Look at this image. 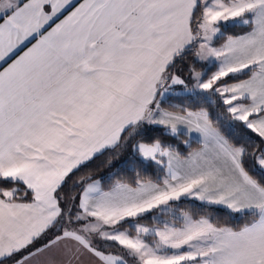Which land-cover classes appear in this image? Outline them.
Instances as JSON below:
<instances>
[{"label":"snow or ice","instance_id":"1","mask_svg":"<svg viewBox=\"0 0 264 264\" xmlns=\"http://www.w3.org/2000/svg\"><path fill=\"white\" fill-rule=\"evenodd\" d=\"M0 264H264V0H0Z\"/></svg>","mask_w":264,"mask_h":264},{"label":"trees","instance_id":"2","mask_svg":"<svg viewBox=\"0 0 264 264\" xmlns=\"http://www.w3.org/2000/svg\"><path fill=\"white\" fill-rule=\"evenodd\" d=\"M248 29L247 27H235L230 28L228 30V34L230 35H240L246 32ZM193 57L189 55L186 57L182 62L178 63L177 68L183 70V75L188 76V66L193 63ZM198 70H203L202 64L196 65ZM183 97L181 96V99H174L172 100V103L179 104L181 103V100ZM185 104H191L193 108L198 107L199 105L195 103L193 100H183ZM167 106V105H165ZM210 112L213 113V115L217 114V109L215 107L209 109ZM151 136L159 138L163 140L166 143L173 144L179 148L181 152H187L191 149H189L183 141L187 140L189 144L191 145V148H197L199 145L194 140H189V136H181L179 138H174L172 136H169L165 134L163 128H157L154 131L150 133ZM236 135H240V130L237 129ZM111 156V153L106 154L104 156H101L99 159L94 160L89 164L88 168L82 169L80 173L77 175H83L85 172H94L97 178L100 177H107L111 174L118 173V176L116 178H123L126 180H132L135 177L136 171H140L142 175H144L147 178L155 179L156 176L159 174V169L156 166H150L145 171L142 166L137 165L135 171L133 170V167L131 164H125L124 161L129 159V151L124 150L121 151L119 154L118 159H112V164L109 165L106 163L107 160H109ZM254 174L258 177L261 175L259 171H254ZM75 179V177H74ZM178 207L189 210L192 208H195L197 212L204 213L208 212L211 213L221 224H226L228 226L237 227L242 225L245 222V219L240 216H235L231 214L230 212L213 206L204 205L200 202H193V201H187L181 202L178 204ZM145 223H152L154 221L145 220Z\"/></svg>","mask_w":264,"mask_h":264},{"label":"crops","instance_id":"3","mask_svg":"<svg viewBox=\"0 0 264 264\" xmlns=\"http://www.w3.org/2000/svg\"><path fill=\"white\" fill-rule=\"evenodd\" d=\"M189 140H194V141H195V139L193 138V136H189ZM182 198H183V197H182ZM193 200H194V199H193ZM197 202H199V201H197ZM202 203H203V202H202ZM211 206H213V207H218V208H222V209H224V210L230 212L228 209L224 208L223 206H217V205H211ZM231 214H232V213H231ZM233 215H235V216H239L238 214H233Z\"/></svg>","mask_w":264,"mask_h":264},{"label":"rangeland","instance_id":"4","mask_svg":"<svg viewBox=\"0 0 264 264\" xmlns=\"http://www.w3.org/2000/svg\"><path fill=\"white\" fill-rule=\"evenodd\" d=\"M185 77H187V76H185ZM185 200H187V201H193V202L198 201V200H193V198H184L183 197V198H181V201L180 202H176V203L179 204L181 202H184ZM199 202L202 203L201 201H199ZM208 206H211V205H208Z\"/></svg>","mask_w":264,"mask_h":264}]
</instances>
